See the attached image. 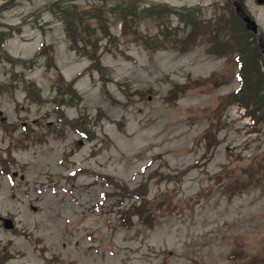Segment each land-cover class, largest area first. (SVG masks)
Wrapping results in <instances>:
<instances>
[{"label": "rangeland", "instance_id": "rangeland-1", "mask_svg": "<svg viewBox=\"0 0 264 264\" xmlns=\"http://www.w3.org/2000/svg\"><path fill=\"white\" fill-rule=\"evenodd\" d=\"M241 2L264 36V4ZM148 5L170 7L164 26L193 37L188 49L138 12ZM227 7L0 0V216L13 223L0 222V264H264V106L224 104L239 86L233 55L260 72L264 60L253 37L241 54L217 51ZM130 204L149 223L121 225Z\"/></svg>", "mask_w": 264, "mask_h": 264}, {"label": "trees", "instance_id": "trees-1", "mask_svg": "<svg viewBox=\"0 0 264 264\" xmlns=\"http://www.w3.org/2000/svg\"><path fill=\"white\" fill-rule=\"evenodd\" d=\"M118 9H119L118 11L120 12L125 11L124 7H119ZM226 10H227L226 17H221L219 14L215 15L214 29L210 32V34L214 35L216 40L220 38H223L225 40L224 42L218 41L216 44V49L219 53H225L223 51L227 52V51L235 49L236 47L238 48V52L240 53L243 40L245 38L251 39L252 34L248 32H247L248 33L247 35L244 34L246 33V31L243 28L240 20L234 14L230 6L227 7ZM66 12H67V9L63 8V10L61 11V14L65 15ZM138 12L145 15L146 18H150L154 22H156L159 29L164 28L165 31L163 35L166 36L165 38L167 40H169L173 36L172 38H173L174 44L170 43L172 48L178 49L179 51H185L186 49H188V43L192 41L193 37L191 36L188 37V33L186 32L182 40H179L175 28L172 29L169 26V29H168L167 26H164V21H166V19L168 20L167 16L171 14L170 9L167 6H164V5L148 6V8L143 9V11H138ZM184 16L185 15H179V18L183 22L182 23L183 28H187L188 25L190 24L188 19L193 22L191 17L195 16V12L186 11L187 20H184ZM87 17L88 16H85L83 11L77 14V17L74 18V20L76 19L75 20L76 25L81 28L84 27L85 20ZM122 26L123 28H127L126 30H128L127 23L123 24ZM207 27H210V25H208ZM223 35H226L227 39L224 38ZM1 36L2 35H0V37ZM234 39H235V42H233ZM92 60L95 61L96 57H94ZM240 61L241 62H238L239 63L240 88L237 93L229 94L227 97L230 99L231 102L224 103V104H230V103L237 102L243 105L247 109L249 108L250 105L260 104L264 106V84L261 85L256 80V75H261V81L264 83V72H260L258 68L254 67L253 62H251L250 64H248L247 62L245 63L241 56H240ZM260 118H261L260 116H256L253 112L252 120L254 123L258 122ZM115 186L119 187L122 190V192L126 194L132 193V191H129L124 185L121 186L120 184L116 183ZM135 193H136L135 197L138 198L139 204L143 203L145 205L146 204V202L144 201L145 196L139 195L136 191ZM120 213L122 216H124L127 219H129L131 215H137L144 224L149 223L148 219H144V216H146L145 210L139 211L131 206L127 211H121ZM152 217H153V214H151V218Z\"/></svg>", "mask_w": 264, "mask_h": 264}, {"label": "water", "instance_id": "water-1", "mask_svg": "<svg viewBox=\"0 0 264 264\" xmlns=\"http://www.w3.org/2000/svg\"><path fill=\"white\" fill-rule=\"evenodd\" d=\"M231 2L233 4V7L235 9L236 14L244 22L246 29L252 31L255 34L257 41H258V46H259V48H260V50L264 56V43H263L261 35L258 32L256 22L248 16V14L243 10L242 6L239 4V2L237 0H231ZM256 2L258 4H262L264 2V0H256ZM2 221H3V226L5 228H11L12 227L11 222L8 219H2Z\"/></svg>", "mask_w": 264, "mask_h": 264}]
</instances>
